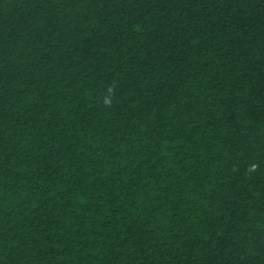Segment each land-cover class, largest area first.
Instances as JSON below:
<instances>
[{
    "label": "trees",
    "instance_id": "trees-1",
    "mask_svg": "<svg viewBox=\"0 0 264 264\" xmlns=\"http://www.w3.org/2000/svg\"><path fill=\"white\" fill-rule=\"evenodd\" d=\"M0 264H264V0H0Z\"/></svg>",
    "mask_w": 264,
    "mask_h": 264
}]
</instances>
